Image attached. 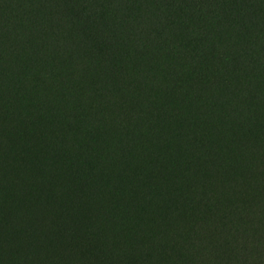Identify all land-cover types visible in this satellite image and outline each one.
Instances as JSON below:
<instances>
[{
    "label": "trees",
    "instance_id": "obj_1",
    "mask_svg": "<svg viewBox=\"0 0 264 264\" xmlns=\"http://www.w3.org/2000/svg\"><path fill=\"white\" fill-rule=\"evenodd\" d=\"M0 264H264V0H0Z\"/></svg>",
    "mask_w": 264,
    "mask_h": 264
}]
</instances>
